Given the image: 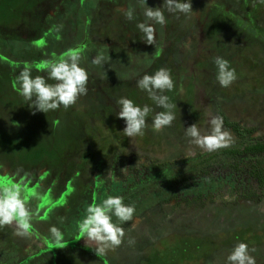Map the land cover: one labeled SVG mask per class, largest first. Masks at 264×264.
Returning a JSON list of instances; mask_svg holds the SVG:
<instances>
[{"label": "rangeland", "instance_id": "374dc122", "mask_svg": "<svg viewBox=\"0 0 264 264\" xmlns=\"http://www.w3.org/2000/svg\"><path fill=\"white\" fill-rule=\"evenodd\" d=\"M28 1L0 0V33L1 29L6 30L9 26L20 25V23H26L25 26L28 25L30 28L33 27V18H35V15L36 18H41V13L39 16H37V13L39 11L43 12L46 4L49 3V0H31L30 4L33 8L23 12ZM198 1L200 0H194L192 7H197L195 3ZM209 1L204 0L201 6L197 7L200 9L198 13H200L203 21L201 30H197L195 42H190L191 44L185 49L188 52V50H193L194 43L200 45L197 49L200 50L201 56L198 60H190L192 62L191 67H193L191 71L193 72V82L186 79L187 81L184 84H180L186 91L181 98L180 86L176 83L175 88L171 92L165 93L169 96L171 102L177 104L175 109L176 119L170 128H165L160 132H153L149 127L145 132L148 133V136L145 134L142 137H137V147L134 148L136 151L132 149V151L128 150V152H135L137 156L142 154L145 156H159L166 153L163 155L165 160L182 156H195L197 153L205 152L189 143V141L185 140L184 143L178 145L174 143L173 145L172 141L168 142L165 138H167V134L173 138L184 135V129L191 126L195 118L199 117L193 118V116L203 110L199 100L201 97L209 95L213 89H218L217 92L219 93L216 94L215 99L220 102V111L230 121L240 122L241 125L246 127H256L257 131L254 133V137H264V93H259L262 90L264 91V52L258 46L247 42L244 43L241 40L238 42L242 48L240 49L236 42L237 34L226 31L223 28L225 24L222 23L226 22L227 24L233 18V15L235 16L233 8H230L232 9L230 10L228 7L217 6L215 2L213 4L209 3ZM205 2L206 4H204ZM248 2L250 7L255 5L257 8L254 20L258 22L255 23L264 26V6L254 4V0H248ZM236 7L239 9L238 11L243 9L242 6L236 5ZM34 9L37 10L34 11ZM16 10L18 11L16 12ZM249 10L251 12V9ZM232 13L233 15H231ZM22 15L25 16L24 20L21 17ZM223 15L224 18L221 20ZM7 20H11V22ZM155 27L157 29V26ZM16 33L12 35L13 39L23 40L21 37L23 34ZM213 39L215 42L212 43ZM5 43L4 47L3 44ZM0 44V64L2 66L5 64L13 69L16 62H23L21 54L25 50H21L23 46L18 41L6 40L1 41ZM214 45H216L215 48ZM44 46L42 42L39 48ZM216 48L219 50H216ZM58 49L56 48L57 51H59ZM68 49L70 50V48ZM139 51H136V53ZM144 52L147 53L150 50ZM215 56L224 57L236 69L238 78L228 88H221L216 82V69L212 63ZM11 57H15L17 60H14V62ZM9 62L13 63L9 64ZM168 67L172 74V69L175 67L181 72V68L177 66L172 67L169 65ZM173 78L175 77L173 76ZM3 79L4 77L0 76V80L2 81ZM7 92L8 90L0 88V135L5 131L10 133L17 132L12 140L14 144H9L11 148H9V151L15 157H22V152L26 150L28 160L32 157L41 158L44 155L47 156V153H49L48 159L53 156L56 157V152L48 151L45 148L49 141H53L54 148L56 149L57 147L60 152L63 150L61 149L62 145L70 150L71 148H78L84 138H89L84 139L85 141H96L94 143L97 147L109 146V148L118 149L123 145V141L128 138L122 132L125 122L116 116L119 108L115 101L120 97H127L141 106L148 104L157 112L162 110L155 108L153 102L148 99L147 93L132 88L120 87L110 88L109 91L97 93V96L91 100L94 103V107H99L91 109L95 114L88 110L79 115L77 113L70 114L61 109L46 114L42 112L33 114L22 97L19 100V98H15L16 95L14 96L12 93L9 94ZM178 94L179 98L176 100ZM236 98H238V101ZM208 106L210 108L206 110L207 113L203 114L207 119L204 117L205 120H203L202 127L206 126L205 123H207L206 120H208L209 113L214 115L213 106ZM154 114L152 113L151 115ZM105 119L106 121H104ZM148 123L150 124L151 121H148ZM164 134L165 138L162 136ZM233 137L234 142L237 141L234 134ZM176 139L175 141H177ZM77 141H80V143ZM141 144H144L143 147ZM29 150H32V152ZM41 162L42 159L39 163ZM29 163L30 167L36 165L31 160ZM0 167H2L1 169L4 168L3 165H0ZM21 170L24 169L22 168ZM44 176L42 177L44 178ZM0 179L6 178L1 176ZM20 182L23 183L22 181ZM38 187L39 184L36 187L27 188L38 193V197L33 196L32 198L36 202L39 211L42 212L45 208H48V213L46 212L44 216H52L51 221L57 222L54 224H57L63 232L64 240L71 239L70 241H65L62 247H71L79 239L78 232L76 233V230H74L76 229L74 228L75 223L81 222L89 206L80 204L74 194V197L70 196L71 190L69 188H67L66 192L60 191L59 195L52 193V191L41 195ZM213 191L211 189L207 192V198L200 199L199 205H192V203H195L194 201L189 206L171 204L150 209L147 215L151 213L152 218L159 220V223H146V221L142 222L140 220L139 222L141 223L138 222L139 224L137 225L131 223L130 225L133 228L141 225L144 230L152 225V229L154 228L155 230L153 233L158 236L136 238L134 240L135 243L132 245L125 239V243L120 247L109 249L101 256L109 264H227L226 257L234 245L238 242H244L250 248L255 249L252 255L256 257V264H264V197L258 203H252V205L247 201V198L237 202L234 206H228L231 203L227 200L228 205L226 208L221 209V197ZM211 196H214V198H211ZM52 209L55 210L52 211ZM74 220L75 222L73 223ZM67 221L72 223L68 224ZM12 226L14 227L13 224L10 226L6 225L0 228V232H3L4 235L7 234V237L13 241H17L19 236L14 235L15 228ZM127 227H129L128 224ZM127 232L125 230L126 238H128ZM129 239L132 238L130 237ZM20 241L23 240L21 239ZM80 244L94 249L97 247L95 242L88 241L86 244L84 239L80 241ZM52 246L54 244H51L50 247ZM65 258L66 260H61V264H95L94 261L84 263L74 255H68Z\"/></svg>", "mask_w": 264, "mask_h": 264}, {"label": "flooded vegetation", "instance_id": "af4514ba", "mask_svg": "<svg viewBox=\"0 0 264 264\" xmlns=\"http://www.w3.org/2000/svg\"><path fill=\"white\" fill-rule=\"evenodd\" d=\"M30 1L31 0L27 2L23 12L33 8ZM193 1L194 0H192V3ZM245 1V7L243 5V0H210L209 3L214 4L215 2L217 6L220 5L228 7V9L233 8L235 16L233 13L231 14L233 15L231 24H237V26L242 27L245 19L244 13L250 14L254 24H256L255 22H258L254 20V14L257 13L256 6L252 5L250 7L248 0ZM202 2H204V0H200L195 4L197 7H200ZM162 3L163 0H147V4L150 7H158L161 6ZM236 5L242 6L244 11H242L243 9L238 11L239 9ZM142 7L143 5L140 3V0H49V3L46 4V8L43 9V12L39 11L37 13V16L41 13V18H36V15L35 18H33V27L30 28L28 25L25 26L26 23H20V25H11L6 30L1 29L2 34L0 33V42L13 38L12 35L16 32L23 34L21 37L23 38V42L27 44V50H30L31 52L39 50L43 53L42 60L40 62L49 59L53 54H56L58 57L67 53L68 50L66 48H70L71 50L83 46L84 52L81 54L80 63L91 72L88 83V94L80 97L74 106L68 108L67 110L61 108V110L70 114L77 113L78 115L88 110L95 114V112L91 109L99 107H94V103H92L91 100L97 96L98 92L109 91L110 88L120 87L138 90L136 87V78H138V75H143L145 72L151 74L161 67L169 68V65L172 67L177 66L178 68L181 66L185 67L186 65V69H189V72L186 70L184 74L190 78V75L193 74L190 70V68H192V62H190V60H198L201 56L200 50L197 49V47H200L198 43H194V46L192 47L193 50H188V52L185 51L186 47L191 44L190 42H195L197 30H201L200 28L203 21L200 13H198L200 10L199 8L195 6L192 7L196 14L191 17L179 15L177 18L172 17L171 14H169L168 23L165 26L156 25V44L147 45L141 41V36L135 26L136 21L143 20L142 15H140ZM126 8L136 10V21L129 22L124 18L123 10H126ZM249 9H251V12ZM36 10L37 9H34V11ZM17 11L18 10H16V12ZM73 13L74 16L72 17ZM21 17L24 20L25 16L22 15ZM7 21L11 22V20ZM256 25H258L257 27L264 28V26H261L259 23ZM74 30H76V33L70 32ZM63 35L66 40H60V50L57 51V44L55 43L56 41H59L58 39ZM43 37H45L46 40ZM41 38L45 46L39 48L37 45L31 48L34 44L39 43ZM240 40L244 43L247 42L251 45L259 47L258 44H254L251 41L249 42V40L243 35H238L236 42L240 49H242L238 43ZM67 43L68 45H66ZM3 46L5 47V44H3ZM97 50L99 52L100 50H104L106 53H109L111 57V68H109L107 64L104 68L88 64V61L91 60V58L97 53ZM148 50H150L153 55L150 56L149 59L148 57L144 59L143 57L146 54L144 51ZM136 51H139L142 54L144 52V55L141 54L142 57H140L137 55ZM14 60L17 59L14 57L12 58V61ZM27 62L29 63V61ZM148 62L149 65H147ZM11 63L13 62H10L9 64ZM19 64L20 63L16 62V65H14L12 70L14 79L16 74L19 72ZM8 67L9 66L6 65V68ZM33 71H35L33 75L44 74L45 72V70H38L37 68H34ZM172 72V76L176 78L179 70L175 67L172 69ZM49 83L54 82L49 81ZM174 83L177 85L179 84V86L181 84L178 80H175ZM14 84L15 80L12 81V87L7 89L9 91L8 93H12L14 96L16 95L15 98H19V100H21V96L13 87ZM217 90L218 89H213L209 95L201 97L199 102L202 104L203 110L193 116V118L197 116L199 117L195 118L192 124L197 123L198 126L203 124V120H205V115L203 114L207 113L206 110L210 108L208 106L210 105L213 106L214 115L218 114L222 116L224 121L226 120L228 123L237 124L242 128L246 127L241 125L240 122L230 121L220 111V102L215 99L216 94L219 93ZM183 91L184 89L180 86V94H182ZM259 93L262 94L264 91L262 90ZM178 98L179 94L176 100H178ZM236 100L238 101V98H236ZM240 105L242 104L240 103ZM104 121H106V119ZM205 124L207 125V123ZM224 126L225 128L231 130V128L226 126L225 123ZM251 128L256 129V127L253 126H251ZM256 131L257 130H255V132ZM145 134L148 136V133ZM232 134L234 133L232 132ZM162 136L163 138L166 137L165 134ZM234 136L236 137L235 134ZM252 137L264 138L254 137V134ZM84 139L81 145L76 149L71 148L70 150L63 145L61 147V149H63L61 152L57 149L58 153L56 152V164L49 162L46 165L43 162V164H38L35 167H29L30 169H28L27 167L9 165L0 161V164L4 167L3 169L0 167V177L2 176L6 179L8 178L13 182L22 181L27 187H36L39 184L38 189L40 190L41 195L46 194L48 191H52V193L59 195L60 191L66 192L67 188H69L71 190L70 196H73L74 194L80 204H85L87 206L100 204L109 195L123 196L125 204L130 203L137 206L142 203L139 200L140 198L144 199L145 197L150 196L154 191L159 192V198L163 197L165 191H173L174 183L171 175L167 176L166 171H164L165 174H163L160 170L156 171L158 175H151L152 172H150V168L153 169V166L162 164L168 165L182 159L193 158L196 155L206 153L205 151L197 153L195 156H182L175 159L165 160L163 155L166 153L159 156H145L143 154L137 156L135 152H128V150L132 151V149L137 147V138H135L136 140L127 138L123 141V145H121L118 149L109 148V146L97 147L94 143L96 141H85ZM175 139L177 141H175ZM165 140L168 142L172 141L173 145L174 143L177 145L184 143L185 140L188 141L185 135L173 138L168 134ZM77 142L80 143V141ZM50 143L54 142L50 141ZM144 144H141V146L143 147ZM134 151L136 150L134 149ZM22 168L25 172L24 170H21ZM122 169L125 170L121 171ZM43 175H45L44 178L42 177ZM156 177H158V179L153 182V179ZM209 179L213 180L212 184V180ZM140 183H145L147 186H145V192L137 193L134 189L137 185H140ZM213 184L215 189H220L219 191L222 192L226 191L230 187V182L227 178H222L221 175H215V177L211 176L208 179L207 176H205L201 180V183H198V186L197 183H189L188 189H186L185 192H182L181 195L177 194L175 198L170 199L165 203L157 202V204L151 205L147 209L140 212V214L133 216L131 221L123 224L124 230L129 232H127V241L130 237L133 240H136V238L140 239L141 237L148 238L149 236H158L153 233L155 230L154 228L152 229V225L150 228L147 227L146 230H144L141 225L136 228H133V226L130 225L131 223L137 225L141 223L139 222L140 220L142 222L146 221V223H159V220L154 217L152 218L151 213L147 215L150 209L154 207L160 208L161 206L171 204H175L177 206H189L191 205V202H194L193 197H196L194 190H201V188L205 187L207 189V193L211 190V186H213ZM199 203L200 201H197V203H192V205H199ZM29 207L33 211L38 210V215L32 222L31 235L27 237L19 236V240L17 239V241H13L7 237V234L4 235L3 232H0V242L2 241L0 245V264H61V260H65L64 258L68 255H74L84 263L94 261L95 264H101L94 258L93 255H91L95 252L94 248L86 247L80 244V241L83 240V238L78 240L71 247H62V244H64L65 241H70L71 239H65L60 246H57L51 239L49 229L52 226L57 228L59 227L57 224H54L56 221H51L52 216H44L46 212L48 213V208H45L42 212H40L32 197L29 198ZM53 210L55 209H52V211ZM67 222L68 224L72 223L69 221ZM74 222L75 220L73 223ZM79 223V221L75 223V226L77 225V229H75L76 233H79ZM127 224L129 227H127ZM13 225L14 227H12L15 228L16 231L15 223H13ZM21 239L23 241H20ZM51 244H54V246L51 247L52 249H49ZM101 257L105 261L103 264H109L103 256Z\"/></svg>", "mask_w": 264, "mask_h": 264}, {"label": "clouds", "instance_id": "9594fccd", "mask_svg": "<svg viewBox=\"0 0 264 264\" xmlns=\"http://www.w3.org/2000/svg\"><path fill=\"white\" fill-rule=\"evenodd\" d=\"M143 5L140 15L143 20L136 21V10H123L124 18L133 22L141 34V41L147 45L157 42L156 25L165 26L169 14L172 17L183 15L191 17L196 14L192 9V0H163L161 6L150 7L147 0H140ZM254 4L264 6V0H254ZM167 13V15H166ZM84 47H77L57 57L53 54L49 59L36 65V68L45 70L44 74L33 75V65L28 62L19 70L13 85L15 91L27 102L29 109L35 112L49 113L61 108L67 110L74 106L77 100L88 94L90 72L81 65V54ZM109 53L97 52L91 58V64L104 68L107 64L111 68ZM216 69L215 79L221 88L230 87L238 78L236 69L230 61L222 56H215L212 60ZM53 81L54 83H49ZM138 90L147 93L148 99L153 102L155 111L148 104L139 105L127 97L116 100L119 111L118 119L125 122L123 134L131 140L145 135L150 127L153 132H160L170 128L176 119L177 104L170 101L165 93L175 88L171 71L161 67L149 74L145 72L136 78ZM155 113L154 115H151ZM148 121H151L149 124ZM184 135L189 143L206 152H215L227 149L234 143L231 130L225 128L224 118L218 114L209 113L207 125L198 126L197 123L184 129ZM130 140V141H131ZM122 169L121 171H124ZM37 196L33 190L21 182L9 179H0V228L15 223L14 235L27 237L31 235L32 222L38 215V210L29 207V198ZM136 209L133 204H125L124 197L109 195L100 204H92L87 208L86 215L79 223L78 237L96 243L95 254L104 255L109 249H115L125 243L126 233L123 224L133 219ZM116 218L119 223L113 221ZM52 241L60 246L64 240L63 232L52 226L49 229ZM130 245L135 241L128 239ZM255 251L244 242L234 245L226 257L227 264H256Z\"/></svg>", "mask_w": 264, "mask_h": 264}, {"label": "trees", "instance_id": "16d2710c", "mask_svg": "<svg viewBox=\"0 0 264 264\" xmlns=\"http://www.w3.org/2000/svg\"><path fill=\"white\" fill-rule=\"evenodd\" d=\"M243 5L244 7L246 6L245 0H243ZM244 15H245L244 17L245 19H244L242 27L237 26V24H231L232 22L231 20L227 22V24L226 22H222L223 24H225L223 28L226 31H230L234 34L236 33L237 36L243 35L246 39L249 40V42L251 41L254 44H258L261 50L264 52V28L257 27L253 23L254 21H252L250 14L244 13ZM73 16H74V13L72 17ZM223 18L224 16L221 17V20ZM207 23L209 24V22ZM70 32L76 33V30L70 31ZM58 40L59 41H56L55 44H57L56 48H59L58 50H60V45H59L60 40L65 41L66 38L63 35ZM9 41H18L23 46V48L21 49V50H25V52L21 54L23 56V62L29 61V64L33 65V69L36 68V65L41 63L40 61L42 60V54H43L42 52H40L39 50H36V52H31L30 50H27L26 49L28 48L26 47L27 44L23 42V40H15L13 38H10ZM40 42L41 43L43 42L42 38ZM40 42L37 44H34L31 48L37 45L39 46L41 44ZM213 42H215L214 39L212 40V43ZM215 47L216 45H214V48ZM66 49L69 51L68 48ZM216 50H219V49L216 48ZM97 52L99 51L97 50ZM100 52H105V51L100 50ZM141 54L142 53L140 52L137 53V55L142 57ZM142 55H144V52ZM152 55L153 54L151 52H147L143 58L145 59L146 57H148L149 59L150 56ZM89 61H88V64L92 65L91 60ZM23 62L19 64V70L24 66ZM149 62L147 65H149ZM0 68H1L0 76L4 77L2 81L0 80V88H2L3 90H7L12 87V81L15 80L13 78V72H12L13 69H11L10 67L6 68V65H3L2 67V64H0ZM180 68H181V72L179 71V74L176 77L177 78L176 80H178V82L181 84H184L185 81H187L186 79H189L190 81H192L193 74L190 75V78L184 74L186 70L187 71L189 70V69H186L187 66L186 65L185 67L181 66ZM192 69L193 67L190 68L191 71ZM88 71L90 72V70ZM34 72L35 71H33V74ZM18 74L19 72L16 74V76ZM185 93L186 91L184 90L182 94H180V98L183 95H185ZM224 123L226 126L231 128L232 130L231 132H233L238 139L232 144L230 148L220 149L218 151L211 152V153L206 152L205 154H202V155L201 154L196 155L193 158L182 159V160H179L177 162H174L168 165L162 164L158 166H153V169L150 168V172H152L151 175H158V173L156 172L157 170H160L163 174H165L164 171H166L167 176L171 175L173 183H174L173 191L172 190L165 191L163 197H160V198L158 196V193H159L158 191H154L150 196L145 197L144 199L140 198L139 200L142 203H140V205L135 206L136 211L134 213V216L140 214V212L147 209L151 205L157 204V202L165 203L169 201L170 199L175 198L177 194L181 195L182 192H185L186 189H188L189 183H192V182L197 183V186H198V183H201V180L205 176H207V179H208L211 176L215 177V175H221L222 178L225 177V179L227 178V180L230 182V187L226 191H223V192L219 191L220 189L218 190L215 189L214 184L213 186H211V189L214 190L213 192L215 193L217 192L218 194L216 195H219V197H221L220 198V201H221L220 208L221 209L226 208V206L228 205L227 200L230 201L231 203L228 206L230 205L234 206L236 205L237 202L241 201L244 198L245 199L247 198V201L251 203V205L252 203H255V204L258 203L261 199H263L264 197V138H253L252 137V135L255 133V130H256L255 128H251V127L242 128L237 124L228 123L226 120L224 121ZM16 133L17 132L10 133L9 131L7 132L5 131L2 135H0V161H2L3 163L9 164V165H15V166L19 165L21 167H28V168L30 167V163H29L30 160L33 163L35 162L36 165L43 164V162L46 165L49 162L52 164L57 163V160H56L57 158L55 156L48 159L49 153H47V157L46 155H44L41 158L32 157L31 159L28 160V157L26 156L27 152H25L26 151L25 150L23 151L24 153L22 152V157H15L11 153V151H9V148H10L9 144H14L12 140L15 138ZM45 148L48 151L58 153L57 147L55 149L54 144L50 143V141H49V144L45 145ZM29 151L32 152V150H29ZM41 159H42V162L39 163ZM35 166H31V167H35ZM157 179L158 177L154 178L153 182L156 181ZM209 180H212V179H209ZM212 183H213V180L211 184ZM145 186H147V184L140 183V185H137L134 190L137 193L145 192ZM194 191H196L195 192L196 197L193 199L195 203H197V201H200V198H207V194H206L207 189L205 187L201 188V190H194ZM211 198H214V196L213 197L211 196ZM113 221L116 223H119V221H117L115 217H113ZM76 226L74 228H76ZM49 249H51V247ZM91 255H93L94 258L97 261H99L101 264L105 263V261L99 254H95L94 252ZM64 259L66 260V258Z\"/></svg>", "mask_w": 264, "mask_h": 264}]
</instances>
